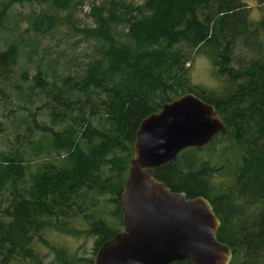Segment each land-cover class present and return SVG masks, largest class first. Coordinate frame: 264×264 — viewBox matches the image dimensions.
<instances>
[{
    "label": "trees",
    "instance_id": "1",
    "mask_svg": "<svg viewBox=\"0 0 264 264\" xmlns=\"http://www.w3.org/2000/svg\"><path fill=\"white\" fill-rule=\"evenodd\" d=\"M86 1L0 0V264H93L124 228L142 120L187 91L227 128L152 171L211 201L230 264H264V0H97L89 24ZM26 2L41 7L22 27ZM50 39L91 52L73 68ZM201 55L217 84L195 80Z\"/></svg>",
    "mask_w": 264,
    "mask_h": 264
},
{
    "label": "water",
    "instance_id": "2",
    "mask_svg": "<svg viewBox=\"0 0 264 264\" xmlns=\"http://www.w3.org/2000/svg\"><path fill=\"white\" fill-rule=\"evenodd\" d=\"M226 128L215 105L193 91L142 120L122 192L124 228L99 246L93 264H230L233 251L217 236L221 220L211 201L172 190L152 171Z\"/></svg>",
    "mask_w": 264,
    "mask_h": 264
},
{
    "label": "rangeland",
    "instance_id": "3",
    "mask_svg": "<svg viewBox=\"0 0 264 264\" xmlns=\"http://www.w3.org/2000/svg\"><path fill=\"white\" fill-rule=\"evenodd\" d=\"M93 1L97 0H88L86 1L80 9L77 11L76 16L82 20L83 23H92L93 19L90 14L91 8L93 5ZM127 1H135V2H142L143 0H127ZM250 2H255V0H250ZM253 5V4H252ZM41 5L37 2L31 4L29 2H26L23 5H18L17 6V17L20 19V25L23 27L25 25H28V19L25 15H28L32 10H38L40 9ZM253 7V6H252ZM251 7V8H252ZM12 24V23H11ZM6 32L13 33L11 30H6ZM77 37V36H76ZM74 37V38H76ZM75 39H71L68 41H62L60 45H55L56 40L50 39V42L54 44L55 46L51 50V57H54L59 51L62 49L66 50V54L61 58L63 61V64L65 65V62L69 64L70 62L73 63L71 67L77 68L80 65H84V62L87 60L89 54L91 52V47L88 43H79V44H74L73 41ZM48 41L47 39H44L43 42ZM195 73H194V78L198 82H203L208 85H215L217 84V78L214 77L211 73V67L212 63L211 60L207 56H200L197 58L195 61ZM34 71V69H31V73ZM79 241L76 240L72 242L73 247L78 246ZM93 245H94V238H89L85 242V252L91 253L93 250ZM82 252L84 249L82 248ZM19 264V263H18Z\"/></svg>",
    "mask_w": 264,
    "mask_h": 264
}]
</instances>
